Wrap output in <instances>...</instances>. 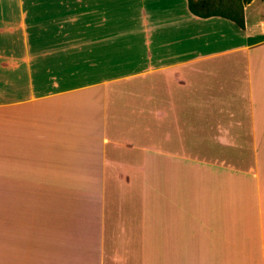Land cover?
<instances>
[{"label": "crops", "instance_id": "0c3cea01", "mask_svg": "<svg viewBox=\"0 0 264 264\" xmlns=\"http://www.w3.org/2000/svg\"><path fill=\"white\" fill-rule=\"evenodd\" d=\"M0 264H264V0H0Z\"/></svg>", "mask_w": 264, "mask_h": 264}, {"label": "trees", "instance_id": "16d2710c", "mask_svg": "<svg viewBox=\"0 0 264 264\" xmlns=\"http://www.w3.org/2000/svg\"><path fill=\"white\" fill-rule=\"evenodd\" d=\"M193 13L202 17L214 15L234 20L245 27V5L251 0H188Z\"/></svg>", "mask_w": 264, "mask_h": 264}, {"label": "rangeland", "instance_id": "374dc122", "mask_svg": "<svg viewBox=\"0 0 264 264\" xmlns=\"http://www.w3.org/2000/svg\"><path fill=\"white\" fill-rule=\"evenodd\" d=\"M224 55H233V52H228V53H222Z\"/></svg>", "mask_w": 264, "mask_h": 264}]
</instances>
